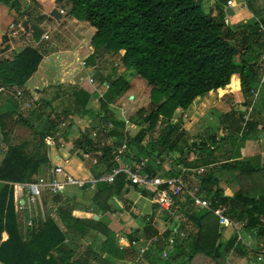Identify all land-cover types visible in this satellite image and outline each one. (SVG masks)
Returning a JSON list of instances; mask_svg holds the SVG:
<instances>
[{
	"label": "trees",
	"instance_id": "16d2710c",
	"mask_svg": "<svg viewBox=\"0 0 264 264\" xmlns=\"http://www.w3.org/2000/svg\"><path fill=\"white\" fill-rule=\"evenodd\" d=\"M221 1L214 0L212 12L211 9L202 7L201 0H53L55 7L62 9L64 14L84 21L93 28L89 37L92 51L84 58L85 66H93L99 58L108 54L118 58L124 69H131L145 83L143 95L148 98V105L136 108L128 117L137 126L132 135L126 134L127 148L132 153L129 158L138 160L148 157L155 161L160 154L172 150L175 141L169 136H175L177 124L170 120L175 110L187 108L195 97L224 86L229 79L230 86L227 84L224 89H238L237 80L232 74H238L240 92L244 98H247L248 90L257 84L256 63L261 47L258 41L259 26L264 27V11L253 7L250 0H246V6L253 13L254 19L229 27L224 20L225 12L220 5ZM0 4L17 14L22 12L19 0H0ZM41 19L42 16L37 18V23L31 24L34 40L41 35L38 25ZM24 22L27 23L26 20ZM44 51L41 47L25 45L12 49L9 58H0V139L5 144L4 149H0V233H7V237L0 241V262L90 264V258L98 256L91 249L74 262L68 263L67 258L64 259L66 261L55 258L52 251L61 245L64 232L48 216L37 228L24 236L17 225L12 204L21 190L15 189L8 182L30 181L40 166L49 175V158L44 139L57 130V119L61 117L63 121L70 115L91 117L89 127L74 140L72 149L78 147L86 153L98 152V160L104 164L102 171L107 170L112 148L124 137V123L114 116L110 103L125 93L129 85L121 74L115 75V67L111 66L109 74L99 76L107 86L97 95V111L91 110L87 105L91 95L95 93H87L74 84L68 85L70 90L66 97L62 93L65 88L60 85L56 89L53 97H57V103L52 107L49 100H31V90L24 83L37 69ZM249 53L253 54L250 58L247 57ZM27 99H30V105L28 101L24 102ZM22 104L25 106L20 108ZM254 111L258 114L259 110L253 107V116L246 124V132L240 136L233 135L234 137L230 134L229 139L235 138L238 145L250 137L262 122L261 128L264 129V118L259 115L256 117ZM240 115H237L238 118ZM234 116L235 110L230 109L221 118H226L228 122L227 118L232 121ZM5 117H13L14 123L30 127L34 134L33 141L22 139L10 143ZM108 122L112 126L106 130ZM158 123L162 124L158 126ZM70 125L68 122L66 127L69 128ZM95 127L105 130V134L113 137L114 141L102 145L94 143L89 137V131ZM159 127L165 131L164 141L154 140L151 136L152 131ZM208 138L215 144L223 140L224 136H219L216 140L213 134ZM194 146L205 153L206 158L200 160V163L210 167L200 175L185 172L184 179L188 178L186 190L195 189V194L210 198L213 204L210 210L196 208L185 190L173 195L174 214L182 217L191 228L187 229L180 222L179 230L183 235L175 237L173 250L165 258H160L164 247L161 239L145 253L148 264H181L196 255H201L202 264H230L224 262L222 254L227 252L235 235L232 234L225 244L221 242L219 215L228 221H239L244 231H251L256 237V244L249 249L245 245L236 244L239 247L237 250L245 256V264H264V256L261 260L256 259L257 251L264 247V242L261 245L258 242L264 241V161H260L259 155H252L244 160L217 162L207 158L212 156V150L203 141ZM186 152L184 148L181 149V155L172 160L174 166L169 169V177L180 172L176 165L184 162ZM183 166L196 167L189 162H184ZM44 180H49V177ZM232 180L238 184L234 190L229 187ZM115 184L118 186L116 189L120 190L126 183L121 175L112 184L98 183L94 196H99L100 193L110 195L115 191ZM221 207L224 210L219 215L216 214L215 211H219ZM67 218L74 225L87 222L101 231L105 239L100 251L108 256L123 259L134 253L133 250L118 249L114 244V232L104 228L103 217L96 221L69 215ZM152 218L153 214L145 219L147 231L144 237L157 232L151 226ZM164 219L171 221L172 216L168 215ZM169 230L162 236L166 237Z\"/></svg>",
	"mask_w": 264,
	"mask_h": 264
},
{
	"label": "crops",
	"instance_id": "0c3cea01",
	"mask_svg": "<svg viewBox=\"0 0 264 264\" xmlns=\"http://www.w3.org/2000/svg\"><path fill=\"white\" fill-rule=\"evenodd\" d=\"M211 6H213V4H211ZM52 7L50 5V8L48 9V11H50ZM228 9L230 8L229 7L226 8L227 13L231 14L232 10L230 9L231 12L229 13ZM69 17L65 16V18L63 19L59 18L58 20H54L51 17L53 19V22H55V25H59L60 23H62L61 28L63 29V31H66L67 33H71L72 37L75 38L74 41H71V46L69 48L59 51L61 53L66 52L68 55V57L65 60H63L64 64L61 65L60 68H58L54 62L56 60V54H57L55 48H53L52 46H50L51 48L48 47L45 39H40V36L46 31H43L37 40H34L32 38V35H30L31 36L30 38L32 39V41L28 40V37L24 35H11L10 30L7 28V26H6V30H2L1 32L2 34L0 35V55H2V57L0 58H9L12 49L23 47L25 45H29L32 47H41L45 49L41 60L43 59L44 56H45L44 57L45 61L47 60L46 59L47 57H52L53 64L50 63L49 69L44 71V73L42 71V74H41V76L44 75V76H47V78H40V83H33L32 87L28 89H31L33 93V90L35 88L37 89V91L38 90L40 91L42 87L45 88V87L53 85V87L51 88L53 89L52 90L53 95L50 100H53L54 102L57 101V97H53V96H54L56 89L60 86L58 85L61 83V81L59 82V80H63L65 78L64 74L70 71L69 69H67L68 65L71 64L73 59H76L79 62L80 60L85 58L88 54H90L92 51V48L89 45V40H88V43L87 41L85 42V36H87L85 35V32L86 33L90 32V35H91V33L93 32V28L88 25L87 27H85V24L87 23L84 21H79L72 17L70 18ZM44 23L45 21H41L39 22L38 25L41 26ZM26 28H29V27H27L26 25ZM26 35H28V33H26ZM257 52H259V50ZM7 53L9 54V56H7ZM250 55L253 56V54H250ZM77 68H78V71H77L78 75L81 69H88L90 70V76L93 78V80L94 78L96 79L97 77L100 76V75L97 76L98 74L96 75L95 72L92 73V70L95 71L94 67H91L92 68L91 69L87 66L80 64L79 66H77ZM70 74L71 75H66L67 79H70L71 77H73L75 73H70ZM231 76H234L235 79L237 80L238 89L236 88L224 89V87L227 86V84H229L230 86V79H229L228 83L225 84L224 86L218 87L215 90H210L202 96L195 97L194 100L191 102V104L187 108L175 110L174 114L176 113L177 115L175 116L173 114V117L170 120L171 123L177 124L176 129H175L176 130L175 136L172 135L173 137H175V146L173 147L172 150L168 152L166 151L160 154L157 160L155 161L149 160V167L153 172H155L156 174L162 177H169V175H171L169 169L171 168V166H174V164L172 163V160L175 158L177 159L181 155L180 150L183 148H184V151L188 152V154L187 152L185 154L184 162L194 163L196 167H199L201 165L207 166V165H203L200 163V160L206 158L204 156L205 153L200 152V150L196 149V147L194 146V144H198L202 140V138L200 139L198 138L196 141L191 139L190 142L186 143V136L184 134L186 133L187 135V133H189V130L184 128L183 125H181V120L178 119L177 116L179 113H182L183 116H185V117L183 116L181 117L182 121L188 120L187 123L189 126H191L192 123H197V121L200 120L201 117L203 116V110H204L205 105L209 102L208 101L209 97L214 95V93L217 94L214 100L216 103H221L222 99L226 95H227L226 97L228 98L230 97V98L227 102L229 103L227 108H225L223 111H216L218 114V119H217L216 124L218 125L219 131H217L216 133L215 132L211 133L210 136L214 134L216 136L215 139L218 140V137L221 136L222 134L221 130L223 129V131H226L229 128H231V132L233 135L237 134L238 120H239L237 115L242 113V108H243L242 105H243L244 99L246 98H244L241 95L238 74L234 73ZM76 78H78V82H79L78 87L82 88L87 93H95V95H91V97H93V99L97 101V97L99 96L98 94L102 93L103 90L101 88H104V87H100V88L97 87V89H95L93 85H90L88 83L87 81L88 78L85 80L79 76H76ZM103 82L104 81H101L100 85L103 86ZM60 87L64 88L65 86L61 85ZM39 91L38 93H35V94L36 95L40 94ZM254 106L255 108L257 107L259 110L258 114H256V112L254 111V115L256 117L259 115L264 118V87H262V85L259 89L258 97L254 103ZM88 107L92 110L89 103H88ZM230 109L235 110L236 116H234L232 121L231 119L227 118L228 122H226V118L224 117L221 118V116L227 111H229ZM209 112L212 113V110L210 109ZM216 115L215 117H217ZM85 116L86 115L82 117H85ZM82 117L77 116V115H71V117L69 116V118H73L78 121H80L81 120L80 118ZM86 117L89 118L88 121L91 120V117L89 116H86ZM210 123L211 122H208V125ZM224 125H226L227 129H224L225 128ZM262 125H263V122L262 124L260 123L256 127V130L250 137L240 142L239 145H238V141L235 138L229 140L230 136H228L227 133H226L227 135L222 134L224 137H227V140L224 144V148L220 147L221 149H223L221 152V154L224 155L223 157L216 156L217 154L216 147L219 144L218 142H220L222 139L214 144L211 142V139H209L208 138L209 136L207 135L208 136L207 140L209 141V143H207L208 141L206 143L204 141L203 142L205 143L207 147H209L212 150V153H211L212 156L210 157L207 156V158L214 159L218 162V161H223V160H232V161L242 160V159L244 160L246 157H249L252 155H259L263 162L264 161V137L260 135L262 132H264V129L261 128ZM205 126H207V124ZM161 127H159L158 129L156 128V129L157 130L160 129V132H161L163 131ZM154 131H152L151 133V136L154 140L164 141V139H166V137L164 136H163L164 138L161 137V138L156 139V137L153 136ZM172 136H169V138L173 140ZM106 137L108 139H111L112 142L114 141L113 137H108L107 135ZM181 137L185 138L182 144H180ZM66 138H67V135L65 134L64 140ZM92 141L94 143L98 142L99 144L97 145H100V144L102 145V144L107 143V141H103V140L99 142V141L92 139ZM255 143L258 144V147L255 146ZM107 144H110V143H107ZM4 145L0 146L1 150L4 149ZM50 150L51 149H49L48 151L50 152ZM60 150L58 148L57 150H53V154L50 152L51 154L50 155L48 154V158L49 156H52L53 162L63 166L69 173H71L74 176L84 177V178L95 176L99 172H101L102 169L104 168L103 161L101 162L100 160H98V156H99L98 152L86 153V152H83V150H81V154L79 155L78 153L77 154L68 153L66 150H65L66 151L65 153H60L59 152ZM72 151L73 149H71V152ZM170 152H173V153H170ZM164 155L168 156L170 160L169 162H164L165 159H162L164 158L163 157ZM61 161L63 163H61ZM184 162H179V164L176 165L177 169L187 167V166H183ZM81 164L83 165V167ZM188 173H191V172H188ZM48 177L50 178V174L49 175L46 174L45 168L43 166H40L37 173L33 174L31 179L35 181V180L48 178ZM184 180L185 182L188 183V178ZM117 187L118 186L115 184L114 186L115 191H113L108 196H106V193H100L99 196L98 195L94 196V189H87V188L79 189L76 187L74 188L78 189L79 191H75V192L68 191L69 193L68 192L65 193V188L61 193H54V194L52 193L50 194L45 190H39L38 199H36V202L31 205L27 204L26 202L22 204L20 199H17L16 201L14 199L12 204H13L14 212L16 213L17 225L20 229V232L24 234V236H26L31 232V230H34L35 228H37L43 222L46 216L51 218L53 222L55 223V225L58 226L64 232V239L61 245L56 247L52 251V254L59 261H66L64 260L65 258H67L68 263L77 261L78 259H81L84 256V254L88 252L89 249H91L97 252L98 256L96 258L91 257L90 264H139L137 262L138 260L136 259V254H137L136 247L127 246V244L129 240L133 239L134 237L135 238L144 237L145 232L147 231V227H146L147 224H145V219H147L149 215L153 214V218L151 220H156L157 224H155L154 226L151 223V226H154L156 231L162 232V235L167 229H169V226L171 224L169 223V221H166L164 217L163 219L162 218L159 219L155 211V205L150 200V196H149L150 193L148 191L144 190L146 191L144 192L142 191V189H139L136 186L129 185V184H125L120 190L116 189ZM144 197H147V201H148L147 203L140 202V200L144 199ZM20 204H22V206H20ZM174 208H175V204H174ZM67 215L73 218H78V219H93L94 221L98 220V218L102 219L103 217L104 218L103 220L104 228L109 231L114 232L115 234L114 244L120 250L122 249L133 250L134 253L130 254L132 255V258H130V255L128 254V258L116 259V258H112L108 256L105 252L100 251V247L103 244L105 235L101 231L96 230L95 227L91 223L86 222V223H82L78 225L77 224L74 225V223L72 224V222L68 220ZM30 219L32 220V223L28 224L27 221ZM34 219L36 220L34 221ZM235 222H239V221H235ZM164 223H166V225ZM226 227L227 229H229L230 233L232 232L235 235V231L233 232L234 230L233 226L229 224L226 225L223 223V226L221 227L222 232L225 231L224 229ZM240 227H239V230H240ZM123 232H126V233H123ZM221 236H222V233H221ZM6 237H7V233L5 231H2L0 233V241L4 240ZM220 240L221 242H223V244H225L228 241L227 238L226 239L221 238ZM234 240L229 246V249H233L236 247V244H239V243H236L234 245ZM244 260H245V256H244ZM143 261L144 263H147L145 256L143 257ZM230 264H236V263H230ZM237 264H240V263H237Z\"/></svg>",
	"mask_w": 264,
	"mask_h": 264
},
{
	"label": "rangeland",
	"instance_id": "374dc122",
	"mask_svg": "<svg viewBox=\"0 0 264 264\" xmlns=\"http://www.w3.org/2000/svg\"><path fill=\"white\" fill-rule=\"evenodd\" d=\"M213 1L214 0H201V5H202V7L209 8L212 10V12H214L212 9L213 7L211 6V4H214ZM230 1L232 3L231 6L226 5L223 0L220 3L223 11L225 12V17L227 19L226 23L229 27H234L240 23H243L246 21L251 22L253 20V17H254L253 13L246 6V0H230ZM250 2L252 3L251 5L253 7L261 8L264 11V0H250ZM19 3H20V9L22 11V12H20L21 14H17L16 12H14V10L8 8L7 6H5L3 4H0V35L2 34L1 33L2 30H6V26L8 25L7 23H9L10 19L13 20V22H18L23 18L27 22V24H26L27 27H29V28H27L28 30L26 29V33H28V35H26V37H28V40L32 41V39L30 38L31 37L30 35H32L31 24L37 23L38 22L37 18L42 16L41 21H45V23L42 24L41 26L39 25L41 28V33L43 31H46V32H44L48 35V38L45 39L46 44L48 47L52 46L53 48H55L57 54H56V60L54 62L56 64V66L58 68H60L61 65L64 64L63 60H65L68 57V55L66 52L61 53L59 51L69 48L71 46V41H74L75 38L72 37L71 33H67L66 31H63V29L61 28L62 23H60L59 25H55V22H53V19L49 16L48 9L50 8V5H51V7L52 6L55 7L53 0H33V1L32 0H19ZM227 7H229L232 10L231 14L227 13V10H226ZM10 10H12V11H10ZM64 13L65 12H63V14H61V16L59 17L60 19L65 18V16L69 17L68 15H66ZM87 25L88 24H85V27H87ZM85 35H87V36H85V42L87 41V43H88L90 32H87V33L85 32ZM255 45L258 46V44H255ZM15 49H17V48H15ZM253 50L255 51V48ZM119 53H122V52L120 51ZM7 56H9L8 53H7ZM10 56H11V54H10ZM0 57H2V55H0ZM44 57L40 61V63L38 64L36 71H34L32 73V75H30V77L26 80V83H24L25 87L30 88V87H32L33 83H40V78H47V76H44V75L41 76V74H42V71L44 73V71L49 69V65H50V63L53 64V60H52V57H47L46 58L47 60L45 61ZM247 57L250 58L252 56L249 53L247 55ZM116 62H118V63H116ZM79 63H80V61L78 62V60L73 59L71 64H69L67 67V69H69L70 71H68L67 73L64 74L65 78L63 80H59V82L61 81V83L59 85L65 86L64 87L65 89L62 91L64 97L67 96L68 91L70 90V87L67 85H69V84L70 85L74 84L76 86L79 85L78 78H76V76H79L84 80L87 79L88 76H90V70H88V69H81L79 71V75H78L77 66L80 65ZM111 66L115 67V75L121 74V76L124 77V79L128 82V85H129V89L125 93H123L119 98H117L115 101H113L112 104L114 106L113 107L111 106V109H112L113 114L116 118L120 119L121 117H124V118L128 119V117L135 111L136 108H138L140 106L147 107V105H148V98L143 95V90L145 89V83L141 78H139L138 76H135L131 69H124L122 67V65L119 63L118 58H114L113 56L111 57L108 54L99 58L95 62L94 66H89V68L94 67L95 71L92 70V73L95 72L96 75L98 74L97 76H99L100 74L102 76H105V74H109L111 72L110 71ZM70 73H75V74L70 79H67L66 75H71ZM100 82H101V79L99 77H97L96 79L94 78L92 84H90V85H93L94 88L97 89V87L98 88L103 87L102 85H100L101 84ZM52 87H53V85L45 87V88L42 87L40 89V91L38 90L40 93L38 95L35 94V93H38L37 89H36L37 92L34 91L35 90L34 89L33 93L31 91V95H30L31 100H35L37 98L47 99V100L51 101V104H50L51 107L54 106L57 103V101L54 102L53 100H50L52 98V95H53V93H52L53 89H51ZM101 89L103 90L104 88H101ZM129 95H132L131 99L129 98ZM216 95L217 94L214 93V95L209 97V100H208L209 102L205 105L204 110H203V116L201 117L200 120L197 121V123H192V125L189 126L187 123L188 120L182 121L181 117L183 116V114L182 113L178 114L177 118L181 120V125H183L184 128L189 130V133H187V135H186V133L184 134L186 136V143L190 142L191 139L196 141L198 138L199 139L202 138L201 141H204L206 143L208 141L207 137L211 133H213V132L216 133L217 131H219L218 125L216 124L217 119H218V114L216 111H223L225 108H227L229 105V103H227V102H228L230 97L228 98V97H226L227 96L226 95V96H224V98L222 97L223 99H222L221 103H216L214 101L216 98ZM26 101H28V104L30 105V102H31L30 99L29 100L27 99L24 102H26ZM88 103H89V105L93 111H96L98 109V102L95 101L93 99V97H91L88 100ZM24 106L25 105L22 104L20 106V108H22ZM210 109L212 110V113L209 112ZM21 110L22 109H20V111ZM57 111H59V109H57ZM121 111H123V112L121 113ZM24 114H25V112H24ZM174 115L176 116L177 114L175 113ZM215 115L217 117H215ZM183 117H185V116H183ZM59 119L56 120L57 121V130L56 131L59 132L62 140L64 141L63 146L57 147L59 150L61 149L59 152L65 153L67 151L68 153H71V154H77L78 153L80 155L82 148H78V147L74 148L72 152H71V149L73 148V145H74V139H77L79 137V134L82 133L85 129H87L89 127L88 126L89 125V121H88L89 118H87L85 116V117L80 118L81 120L78 121V120H75L73 118H67L66 117V119L63 120L65 122L64 126L59 125V123L62 121V119H60V120ZM33 120L34 119H32V122H31L32 125L34 124ZM130 120H132V119H128L129 122L127 124V134L128 135H132V133L135 131V129L137 127V126L133 125ZM68 122L71 123L69 128L66 127ZM208 122H211V123L208 125ZM4 123L6 125V128L8 129V132H9L8 138H9L10 143L19 142L22 139H27V140H30L31 142L33 141L34 134L31 133L32 129L30 127L22 125L20 123H14L13 117L12 118L11 117H7V118L5 117ZM159 124L161 125L162 123H158V125ZM206 124H207V126H205ZM74 125H76V126H74ZM221 131H222L221 133L224 135L228 134V136H230V134H232L231 128L226 130L227 132L223 131V129ZM105 133H106L105 130H101L99 127L98 128L95 127V128L90 129L89 137L91 139H94V140L99 141V142L103 140V141H107V143H111L112 140L108 139L106 137ZM164 133H165L164 130L160 132L159 130L155 129V131L153 132V136L156 137V139H158V138L163 137ZM65 134L67 135V138L64 140ZM222 134H221V136H222ZM260 135L262 137H264V132H262ZM232 136H233V134H232ZM184 140H185V138L181 137V143L180 144H182V142ZM226 140H227V137H224L223 141L221 140L220 142H218L219 144L216 147V152H217L216 156H220V157L224 156L221 154L223 149H221L220 147L224 148V144H225ZM173 141H175V137H173ZM207 143H209V141ZM2 144L3 143L0 141V146L4 145V144L3 145ZM255 146L258 147V144L255 143ZM57 148H56V150H57ZM48 150L49 149L47 146V155L48 154L50 155L51 153L53 154L52 149L50 150L51 153ZM252 150H254V149H252ZM170 153H173V152H170ZM163 157L164 158H162V159H165L164 162L170 161L168 156L164 155ZM260 161L262 162L261 158H260ZM61 163H63V162L61 161ZM168 164H170V163H168ZM82 167H83V165H82ZM209 167H210L209 165L204 166V171L206 169H208ZM204 171H203V173H204ZM229 187L232 190H234L238 187V184L235 180H232L229 183ZM68 191L69 192H75V191H79V190L72 187V186H66L65 187V193ZM140 202L141 203H147L148 202L147 197H144V199H141ZM155 211H156V209H155ZM141 212H143V211H141ZM157 215H158L159 219L160 218L163 219V217L168 216V214H166L165 212H162V213L157 212ZM174 220H175V223H178V224H180V222L183 223L187 229L191 228L189 226V224L183 220L182 217L176 216V218ZM151 223L155 226V224H157V221L151 220ZM164 224L166 225V223H164ZM224 230L225 231L222 232L221 238L222 239L227 238V240H228L232 236V234H234V233L231 232L232 233L231 234L229 232V229H227V227ZM233 232H234V230H233ZM239 232H240L241 237L244 239V242L249 246V248H251L252 245L256 244L257 239L255 236H253L251 231H244L240 227ZM123 233H126V232H123ZM258 242L261 245L264 241L259 240ZM240 245H242V244H240ZM237 248L239 249V247H235L233 249L228 248L227 252H224L222 254V258L225 260L224 262L236 263V264L237 263L245 264L244 255L240 252L238 253ZM200 257H201V255H196L191 260L183 262L181 264H202L200 261ZM136 259L138 260L137 262L139 264H142V263L148 264V262L144 263L143 258H137L136 257ZM179 261L180 260L178 259L177 262H179ZM255 264H257V263H255Z\"/></svg>",
	"mask_w": 264,
	"mask_h": 264
},
{
	"label": "built area",
	"instance_id": "2783aa9c",
	"mask_svg": "<svg viewBox=\"0 0 264 264\" xmlns=\"http://www.w3.org/2000/svg\"><path fill=\"white\" fill-rule=\"evenodd\" d=\"M226 5L231 6V1L226 0ZM60 14H63L62 9L57 8ZM224 20L227 21L224 13ZM7 28L10 30L11 35H24L26 36V24L24 19L22 18L18 22H13L11 20ZM259 42L261 44L260 53L256 63V71L258 75L257 84L254 87H251L248 90L247 98L244 99L242 105V113L238 120V132L237 135H242L247 131V122L252 118L253 115V107L254 103L258 97L259 89L264 82V27L262 25L259 26ZM48 35L43 33L40 36V39H46ZM80 64L84 65V58L80 60ZM89 84H92L93 79L91 76L87 79ZM106 82H103L104 89L106 88ZM2 87L0 85V91ZM17 97L19 92L16 93ZM100 95V93H99ZM110 103V107L114 106ZM120 107V106H119ZM123 111H121L122 113ZM124 123V137L120 141V143L116 144L111 152L109 162V168L105 171L99 172L95 176L91 177H77L69 173L63 166L56 164L53 162L52 156H49V168L48 172L50 174L49 180L39 179V180H30L25 182H8L9 185L13 186L15 189H20L21 193L17 196V199H20L22 204L25 202L29 205L36 202L38 199L39 190H45L48 193H61L66 186H73L76 188H87V189H95V186L98 183L103 184H112L118 175H121L123 181L126 184L134 185L139 189L146 190L150 193V200L155 205L156 213L165 212L166 214L172 216V220L169 221L171 224L169 226V233L166 237L162 236V232L157 231L155 234H152L148 237H138L129 240L127 246L136 247V257L143 258L146 252H149L156 243H158L161 239L163 240V248L160 252V258H165L169 252L173 250V246L175 243V237L177 235L182 236L183 232L179 230V224L175 223V218L178 216L174 214V199L173 195L178 194L181 190H185L191 200L192 205L195 207H204L208 210L211 209L213 204L212 200L207 197H201L194 193L195 189L189 191L186 190V182L184 180V173L191 172L197 175H200L204 171V166L199 167H185L181 168L180 172L176 175L170 177H162L153 172L149 167V158L141 157L138 160H133L129 158L132 156V153L129 152L127 148L126 142V134H127V124L128 119L121 117L120 118ZM65 122L61 121L59 123L60 126H64ZM112 126L111 122H108L106 125V130ZM44 143L48 146V149L56 150L57 147H61L64 145V141L61 138V135L58 131L53 132L49 137L44 139ZM86 155V154H85ZM127 157V158H126ZM20 204V206H22ZM224 210V207H221L219 211H215L216 214L219 215L221 211ZM36 219H34L35 221ZM28 224L32 223V220L27 221ZM219 222H222L226 225H231L235 231V240L234 245L236 243L245 245V247L249 248V246L244 242L243 238L239 233L240 223L235 221H228L226 218L219 215ZM264 256V247H260L257 251V260H261ZM0 264H3L0 262Z\"/></svg>",
	"mask_w": 264,
	"mask_h": 264
},
{
	"label": "water",
	"instance_id": "95a60500",
	"mask_svg": "<svg viewBox=\"0 0 264 264\" xmlns=\"http://www.w3.org/2000/svg\"><path fill=\"white\" fill-rule=\"evenodd\" d=\"M228 10H229V13H230V12H231L230 9H228ZM49 16L52 17L54 20H58L59 17L61 16V14H60V12L58 11V9H57L56 7H52V8L50 9V11H49ZM35 90H36V88H35ZM131 97H132V96L129 95V98H131ZM94 217H95V216H94ZM222 226H223V223L220 222V223L218 224V227L221 228Z\"/></svg>",
	"mask_w": 264,
	"mask_h": 264
},
{
	"label": "clouds",
	"instance_id": "9594fccd",
	"mask_svg": "<svg viewBox=\"0 0 264 264\" xmlns=\"http://www.w3.org/2000/svg\"><path fill=\"white\" fill-rule=\"evenodd\" d=\"M104 90V89H103ZM103 92V91H102ZM99 95V94H98Z\"/></svg>",
	"mask_w": 264,
	"mask_h": 264
}]
</instances>
